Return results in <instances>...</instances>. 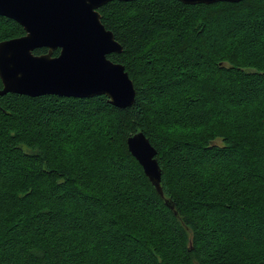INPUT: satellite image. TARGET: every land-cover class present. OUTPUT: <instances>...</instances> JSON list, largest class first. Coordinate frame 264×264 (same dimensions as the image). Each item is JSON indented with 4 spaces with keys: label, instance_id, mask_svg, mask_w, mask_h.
<instances>
[{
    "label": "trees",
    "instance_id": "obj_1",
    "mask_svg": "<svg viewBox=\"0 0 264 264\" xmlns=\"http://www.w3.org/2000/svg\"><path fill=\"white\" fill-rule=\"evenodd\" d=\"M250 3L264 0L102 6L101 23L122 47L107 58L124 67L135 89L130 108L113 107L105 96H0V168L16 173L14 188H6L9 231H0V264L13 251L22 254L21 264H108L92 260L77 237L90 228L98 237L119 239L125 257L140 264H264V143L257 129L264 106L254 99L264 97V62L210 51L204 41L208 14H235ZM226 30L232 44L240 42L237 30ZM23 35L18 24L0 17V42ZM204 64L213 67L201 69ZM219 100L247 106L252 120L212 119ZM108 113L115 118L108 139L90 144L85 121L71 137L53 121ZM140 132L157 152L162 197L127 149V139ZM225 162L239 163L240 170L232 172ZM217 213L239 217L245 234L259 232L248 240L258 241L248 244L247 257L234 261L219 245Z\"/></svg>",
    "mask_w": 264,
    "mask_h": 264
},
{
    "label": "water",
    "instance_id": "obj_2",
    "mask_svg": "<svg viewBox=\"0 0 264 264\" xmlns=\"http://www.w3.org/2000/svg\"><path fill=\"white\" fill-rule=\"evenodd\" d=\"M136 0H0V17L18 24L24 35L0 42V96H57L90 99L105 96L125 109L135 89L124 67L107 57L122 47L101 23L98 10L109 2ZM185 5L236 4L243 0H176ZM47 49L46 54L34 51ZM59 50L57 57L52 51ZM131 156L162 197L156 150L143 133L126 141ZM168 205V204H167ZM173 209L172 206H170Z\"/></svg>",
    "mask_w": 264,
    "mask_h": 264
},
{
    "label": "rangeland",
    "instance_id": "obj_3",
    "mask_svg": "<svg viewBox=\"0 0 264 264\" xmlns=\"http://www.w3.org/2000/svg\"><path fill=\"white\" fill-rule=\"evenodd\" d=\"M206 18H208L206 21L207 31H205L204 41L206 47L208 46L210 48V51L221 50L228 53L232 58L238 60L264 62V32L261 36L259 35V31H264V29H258V26H264L263 4L259 6L254 3H250L239 7L235 14L229 11L213 15L208 14ZM226 26H232L234 30H237L240 33L242 36L240 38V42H235L234 44L231 43L230 38H227L225 34V31H227ZM212 67L213 66L211 65L208 69L206 64H204L201 65L200 68L209 71ZM168 98L171 99L170 96H168ZM254 99L262 101L264 106V97L257 96ZM217 106L219 111L214 114L212 119L225 115L228 119H230V121L236 123L244 120L251 121L253 118L251 115L252 110L247 106H231L222 100L217 102ZM112 119H115L112 113L98 116L78 114V116L68 118L56 117L53 121L62 130L63 134L68 137L75 134L76 125L85 121L89 125L92 133L89 137L90 139H88V144H90L94 140L101 141L100 139L104 137L108 139V135L105 134L110 133L107 128L112 124ZM257 125L258 134L264 143V123H258ZM99 130L101 131L99 132ZM113 131L116 133V127ZM94 134H97L98 136ZM216 144L220 145V141H216ZM222 165L230 167L232 172L240 170L239 163L237 162H225ZM222 165L214 163L212 167L224 168ZM15 177L16 173L13 169H7L4 167L0 168V231L4 232L3 235L9 231V227L6 225L3 215V210L6 207V188L8 186L14 188L12 183L14 182ZM8 181L11 183H8ZM213 218L216 221V224H221L218 236L219 245H223V247H226L229 250L232 260L238 261L247 257L250 254V251L247 250L248 244L257 246V239L252 240V242L248 240H251L254 235L258 236L259 232L254 231L253 233L248 232L250 234H245L241 229V223L238 221L239 217L236 215H232L231 217L228 214L217 213V215H214ZM231 222L234 224L233 229L236 230L232 229L231 231H227L228 227H231L230 225H232L229 224ZM88 230L91 231L86 233H82V231H80L78 235H76L87 244L89 248V257L92 260L96 261L101 259L106 261L108 264H140L137 261H132V259L130 260L125 257L126 250L121 246L122 244L118 243L120 242L119 239L112 240L109 236L110 234L98 237L92 232V228ZM21 258L22 254L20 252L13 251L10 255L9 261L5 264H21Z\"/></svg>",
    "mask_w": 264,
    "mask_h": 264
},
{
    "label": "flooded vegetation",
    "instance_id": "obj_4",
    "mask_svg": "<svg viewBox=\"0 0 264 264\" xmlns=\"http://www.w3.org/2000/svg\"><path fill=\"white\" fill-rule=\"evenodd\" d=\"M45 53H42V54H46L48 51H47V49H45ZM55 51H58L59 52V50H55ZM55 51H52V57H57L58 55H53V53L55 52ZM42 54H38V55H42ZM59 54V53H58Z\"/></svg>",
    "mask_w": 264,
    "mask_h": 264
},
{
    "label": "bare ground",
    "instance_id": "obj_5",
    "mask_svg": "<svg viewBox=\"0 0 264 264\" xmlns=\"http://www.w3.org/2000/svg\"><path fill=\"white\" fill-rule=\"evenodd\" d=\"M130 108V107H129ZM146 137V136H145Z\"/></svg>",
    "mask_w": 264,
    "mask_h": 264
}]
</instances>
